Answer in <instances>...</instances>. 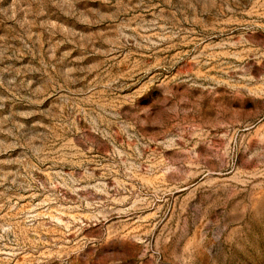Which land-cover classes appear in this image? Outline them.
I'll use <instances>...</instances> for the list:
<instances>
[{
    "label": "rangeland",
    "instance_id": "obj_1",
    "mask_svg": "<svg viewBox=\"0 0 264 264\" xmlns=\"http://www.w3.org/2000/svg\"><path fill=\"white\" fill-rule=\"evenodd\" d=\"M0 264H264V0H0Z\"/></svg>",
    "mask_w": 264,
    "mask_h": 264
},
{
    "label": "clouds",
    "instance_id": "obj_2",
    "mask_svg": "<svg viewBox=\"0 0 264 264\" xmlns=\"http://www.w3.org/2000/svg\"><path fill=\"white\" fill-rule=\"evenodd\" d=\"M234 106L239 107V106H241V105L236 104V105H234ZM245 106H246V107H250L251 105L249 104V105H245Z\"/></svg>",
    "mask_w": 264,
    "mask_h": 264
}]
</instances>
